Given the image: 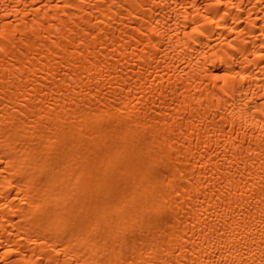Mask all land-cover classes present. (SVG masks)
<instances>
[{
    "label": "bare ground",
    "instance_id": "obj_1",
    "mask_svg": "<svg viewBox=\"0 0 264 264\" xmlns=\"http://www.w3.org/2000/svg\"><path fill=\"white\" fill-rule=\"evenodd\" d=\"M0 264H264V0H0Z\"/></svg>",
    "mask_w": 264,
    "mask_h": 264
},
{
    "label": "clouds",
    "instance_id": "obj_2",
    "mask_svg": "<svg viewBox=\"0 0 264 264\" xmlns=\"http://www.w3.org/2000/svg\"><path fill=\"white\" fill-rule=\"evenodd\" d=\"M193 31H195V29H193Z\"/></svg>",
    "mask_w": 264,
    "mask_h": 264
}]
</instances>
